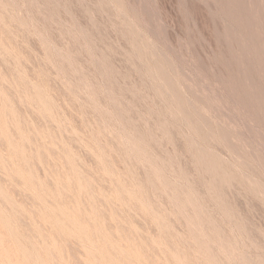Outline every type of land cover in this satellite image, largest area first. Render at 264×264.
I'll return each instance as SVG.
<instances>
[{
  "label": "rangeland",
  "instance_id": "rangeland-1",
  "mask_svg": "<svg viewBox=\"0 0 264 264\" xmlns=\"http://www.w3.org/2000/svg\"><path fill=\"white\" fill-rule=\"evenodd\" d=\"M107 258L264 264V0H0V264Z\"/></svg>",
  "mask_w": 264,
  "mask_h": 264
},
{
  "label": "bare ground",
  "instance_id": "bare-ground-1",
  "mask_svg": "<svg viewBox=\"0 0 264 264\" xmlns=\"http://www.w3.org/2000/svg\"><path fill=\"white\" fill-rule=\"evenodd\" d=\"M256 187V186H255ZM5 196V195H4ZM10 197V196H9ZM8 197V198H9ZM15 205V204H14ZM59 217V216H58ZM61 217H63V216H61ZM65 221V220H64ZM67 221V220H66ZM62 222V221H61ZM64 223V222H63ZM67 223V222H66ZM58 224V223H57ZM65 224V223H64ZM52 226H53V224H52ZM71 226V225H70ZM64 227V226H63ZM68 227H69V224H68ZM69 230H71V229H69ZM71 232V231H70ZM73 233V232H72ZM104 237V236H103ZM88 238V237H87ZM84 239V238H83ZM90 240H91V238H89ZM104 239V238H103ZM93 240V239H92ZM84 241V240H83ZM95 241V240H94ZM105 241V240H104ZM111 241V240H110ZM216 242V241H215ZM92 244H93V242H91ZM93 245H96V244H93ZM107 245V244H106ZM36 246H37V244H36ZM114 247H116V246H114ZM113 247V248H114ZM213 247V246H212ZM29 248V247H28ZM214 248V247H213ZM89 249V248H88ZM117 248H115V250H116ZM127 250V249H126ZM216 250H219V249H216ZM27 251V250H26ZM53 251V250H52ZM123 251V250H122ZM91 252V251H90ZM54 253V252H53ZM113 253H115L114 251H113ZM214 253V252H213ZM30 254V253H29ZM115 254H117V253H115ZM125 254V253H124ZM95 256V255H94ZM117 256V255H116ZM126 256H127V254H126ZM104 257V256H103ZM115 257V256H114ZM129 257V256H128ZM85 258V257H84ZM87 258V257H86ZM113 258V257H112ZM216 258V257H215ZM219 258V257H218ZM105 259V258H104ZM108 259V261H109V259L110 258H107ZM120 259H122L121 257H120ZM132 260H134V259H132ZM37 261V260H36ZM91 261V260H90ZM97 261V260H96ZM99 261V263H100V260H98ZM119 261V260H118ZM187 261V260H186ZM208 261V260H207ZM103 262V261H102ZM109 262H111V261H109ZM117 262V261H116ZM89 263V262H88ZM126 263V262H125ZM128 263V262H127ZM135 263V262H134ZM111 264H112V262H111ZM114 264V263H113ZM118 264V263H117ZM123 264V263H122ZM182 264V263H181ZM199 264V263H198Z\"/></svg>",
  "mask_w": 264,
  "mask_h": 264
}]
</instances>
